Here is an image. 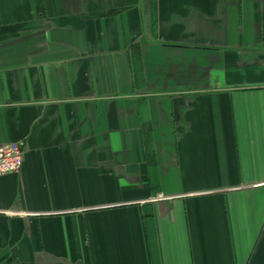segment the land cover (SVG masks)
Segmentation results:
<instances>
[{
  "label": "crops",
  "instance_id": "crops-1",
  "mask_svg": "<svg viewBox=\"0 0 264 264\" xmlns=\"http://www.w3.org/2000/svg\"><path fill=\"white\" fill-rule=\"evenodd\" d=\"M0 264H264V0H0Z\"/></svg>",
  "mask_w": 264,
  "mask_h": 264
},
{
  "label": "built area",
  "instance_id": "built-area-1",
  "mask_svg": "<svg viewBox=\"0 0 264 264\" xmlns=\"http://www.w3.org/2000/svg\"><path fill=\"white\" fill-rule=\"evenodd\" d=\"M25 150L24 140L0 144V176L19 172Z\"/></svg>",
  "mask_w": 264,
  "mask_h": 264
}]
</instances>
